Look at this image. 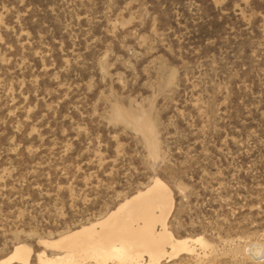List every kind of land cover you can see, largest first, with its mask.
Instances as JSON below:
<instances>
[{"label": "rangeland", "instance_id": "obj_1", "mask_svg": "<svg viewBox=\"0 0 264 264\" xmlns=\"http://www.w3.org/2000/svg\"><path fill=\"white\" fill-rule=\"evenodd\" d=\"M156 179L160 264H264V0H0V262Z\"/></svg>", "mask_w": 264, "mask_h": 264}, {"label": "bare ground", "instance_id": "obj_2", "mask_svg": "<svg viewBox=\"0 0 264 264\" xmlns=\"http://www.w3.org/2000/svg\"><path fill=\"white\" fill-rule=\"evenodd\" d=\"M172 202L169 188L156 179L100 220L55 240L41 242L46 248L60 252L51 257L43 252L38 253L37 262L81 264L85 260H92L97 264H108V261L118 264H160L161 260L168 261L182 251L189 253L192 251L189 239H175L166 227ZM194 241L202 246L205 244L202 239ZM30 252L24 245L16 246L11 255L0 263L26 264Z\"/></svg>", "mask_w": 264, "mask_h": 264}]
</instances>
